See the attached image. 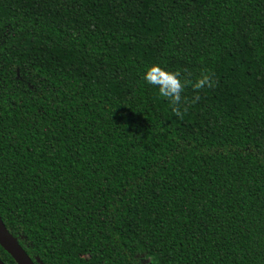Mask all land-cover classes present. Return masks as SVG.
I'll return each mask as SVG.
<instances>
[{
	"label": "trees",
	"instance_id": "1",
	"mask_svg": "<svg viewBox=\"0 0 264 264\" xmlns=\"http://www.w3.org/2000/svg\"><path fill=\"white\" fill-rule=\"evenodd\" d=\"M0 217L34 264H264V0H0Z\"/></svg>",
	"mask_w": 264,
	"mask_h": 264
},
{
	"label": "clouds",
	"instance_id": "2",
	"mask_svg": "<svg viewBox=\"0 0 264 264\" xmlns=\"http://www.w3.org/2000/svg\"><path fill=\"white\" fill-rule=\"evenodd\" d=\"M142 78L148 85L156 87L161 97L169 99L173 105L177 106V109L179 108L181 105V93L187 83L181 79L179 72L171 71L157 63H152L145 66ZM209 81L210 77L202 76L192 84V87L194 89H202L209 84Z\"/></svg>",
	"mask_w": 264,
	"mask_h": 264
},
{
	"label": "water",
	"instance_id": "3",
	"mask_svg": "<svg viewBox=\"0 0 264 264\" xmlns=\"http://www.w3.org/2000/svg\"><path fill=\"white\" fill-rule=\"evenodd\" d=\"M0 246L11 255L17 264H34L26 252L22 249L15 238L6 228L0 217ZM0 264H5L0 260Z\"/></svg>",
	"mask_w": 264,
	"mask_h": 264
}]
</instances>
